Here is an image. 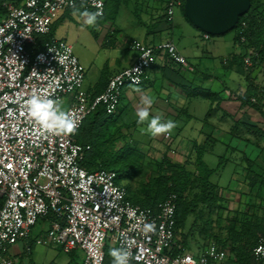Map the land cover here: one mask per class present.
I'll list each match as a JSON object with an SVG mask.
<instances>
[{"label": "built area", "instance_id": "2783aa9c", "mask_svg": "<svg viewBox=\"0 0 264 264\" xmlns=\"http://www.w3.org/2000/svg\"><path fill=\"white\" fill-rule=\"evenodd\" d=\"M0 3L5 10L0 18V264H15L9 248L27 238L39 218L48 219L49 227L35 241L59 246L65 253L81 250V264H104L108 240L116 249L131 253L130 264H223L229 252L214 241L197 254L185 250L174 255L177 196L170 195L156 209L134 204L115 170L90 171L84 166L91 147L76 138L84 120L98 107L116 112L124 87L141 85L159 55L192 68L178 45L173 40L157 44L129 40L138 53L135 61L110 76L104 91L91 96L83 88L86 70L73 46L53 37L42 44L39 37L51 33L66 9L83 6L104 16V0ZM180 5V0H168L169 19ZM204 37L212 36L204 33ZM240 39L246 41L243 34ZM255 54L248 50L246 67L253 64ZM33 94L61 106L69 95L68 106L62 108L77 121L76 132L53 134L41 128L28 112ZM147 223L155 229L146 232ZM26 247L31 250V245ZM253 255L264 264V236Z\"/></svg>", "mask_w": 264, "mask_h": 264}, {"label": "crops", "instance_id": "0c3cea01", "mask_svg": "<svg viewBox=\"0 0 264 264\" xmlns=\"http://www.w3.org/2000/svg\"><path fill=\"white\" fill-rule=\"evenodd\" d=\"M142 1L143 3L140 5L132 3L127 5L130 11L133 12L132 14L136 15V11L141 12L139 17L136 15L138 17V22L133 23L135 28H138L135 29L133 33L134 36L122 33L123 36L120 37L121 24L119 25L117 20L120 16L122 6L118 8L116 17H111L110 22L104 24L101 20H97V26H93L94 30H96L95 32L99 36H102L100 37V39L103 40L102 45L114 47L112 51H115V53L112 54V52L111 55H107L110 57L105 60L106 63L110 62L107 67V76H112L135 61L138 53L130 47L129 40L131 39H138L148 44H157L166 40H173L178 45L181 52L187 57L192 68L172 64L164 54L159 55L157 62L150 69V73H147L144 82L139 86L127 87L125 89L119 107L121 111H123L121 114L122 121L125 123H136L137 118L135 112L139 108L144 107L141 102V97L144 95L150 96L153 99V104L149 109L150 117L159 116L163 121L172 120L175 122L177 131L175 139L179 142L176 150L179 152L177 154H180L182 158L191 154L192 147L195 143H202L207 140L210 141L211 146L208 152H213L216 145L219 143L226 145V157L230 159L233 158L232 162L235 163L236 167L230 170L231 176L229 178L223 175L221 167L220 170L215 173L217 175L215 180H213L212 177L211 180L220 189L219 200H248L249 196L247 197V194L241 190H244L246 185L253 181L252 177L246 173L255 174V181H260L261 178H263L261 180L264 181V166H253L255 163L250 161L259 159L261 165H263L262 162H264V157L262 155V152H264V136L257 135H264V97L261 96L257 98L256 101H253V103L255 102L254 104L260 107L255 106L253 103H248L246 99L242 97L247 87L245 75L239 73L236 65L230 67L224 66L223 63H221V58L224 60L226 57H229L231 53L237 54L241 50H233L225 55H219L221 56L219 58L218 56L214 58L212 54H208L207 50L202 49L200 51V45L196 42L198 40L196 39L197 37L206 39L202 30L195 27L191 22V24H189L186 19H183L181 14L178 18L176 10L173 19H169L161 0ZM59 17L61 18L62 15ZM177 25L182 26L185 30V35H188V37L193 40L192 47H182V45H179L180 43L176 42L174 27ZM188 25H191V29ZM89 30L91 31V29ZM112 36L115 37L112 38ZM183 37L186 36L182 35L181 38ZM211 38L207 40H211ZM81 44L83 43L76 44L71 41L72 46ZM121 45L130 51H123L120 48ZM217 45L216 41L212 42V52L217 50L219 47ZM207 54L211 56V59L207 57ZM77 56L80 61L82 60L86 64H89L91 61V58L81 51L78 52ZM111 56H113V58H111ZM205 58H208L209 62L203 64V59ZM93 66L94 62H92V67ZM200 66L206 68L210 67V70L205 72ZM218 67H222L223 69H216ZM100 76L101 72L92 71V68L87 72L85 80L88 78L90 87L86 89V91L96 92L100 89L102 84L99 81ZM251 78L255 80L259 88L263 90L264 70L261 67V63L257 64L252 72ZM203 82L208 85L211 84V86L217 85L218 90L216 91L220 92L222 100L219 104L215 102L211 105L210 102V109L211 106L215 107V110H213L215 113L212 112V114H208L207 111L205 114L206 116L199 119L196 115H198V112L202 113L201 110L205 108L201 101L202 99L204 100V98L200 100L198 97H189L187 93L190 87L194 86L196 83L201 84ZM211 90L213 91L214 88L212 87ZM224 92H228L229 96L225 97ZM173 95L175 96L173 97ZM200 120L202 122L198 123ZM144 126L147 128V122H145ZM137 129L141 133H147L146 131H141L138 127ZM171 136L172 134H170V137ZM239 171L245 174L241 175L238 173ZM258 171L263 173L256 174ZM237 175H239L240 178H238ZM240 186H244L243 189H239ZM29 236L31 237V233ZM36 237H31L34 240L32 242H30V239L27 237L12 245V247H17L15 251L16 255L22 253L23 249H25L28 255L32 254V250L37 243L35 241ZM27 244L32 245L30 251H27ZM201 249L202 247L198 246L196 250L191 252L197 254ZM78 251L81 250H74L67 254ZM78 253L82 256L77 261V264H81L84 257L82 254L83 252ZM67 264H73V261H69ZM223 264L236 263L230 260V255H228Z\"/></svg>", "mask_w": 264, "mask_h": 264}, {"label": "trees", "instance_id": "16d2710c", "mask_svg": "<svg viewBox=\"0 0 264 264\" xmlns=\"http://www.w3.org/2000/svg\"><path fill=\"white\" fill-rule=\"evenodd\" d=\"M180 1L181 5L179 7L188 19L184 9L185 0ZM104 2L105 16L113 11V17H116L120 6L143 3L142 0H104ZM161 2L163 8L167 11L168 0H161ZM4 13V8L0 3V18ZM136 15L139 17L141 12L136 11ZM55 25L56 23L52 25L49 35L39 37V43L43 44L44 39L52 38ZM234 31V43L241 46L242 52L231 53L227 64L230 67L236 65L239 73L245 75L247 87L242 97L248 103H253L257 98L264 97V88L261 90L258 83L251 78L257 64L264 62V0H251L250 9L239 18ZM241 34L245 36L246 41L240 39ZM250 48L254 49L256 54L252 56L253 64L246 67L244 57L248 54ZM221 63H223V58H221ZM172 64L176 63L172 62ZM227 64L223 63L224 66H227ZM109 78L104 70L99 80L102 83L100 89L96 92H89V94L96 96L104 91ZM201 87H190L187 95L189 97L200 96L209 100L211 105L215 102L220 103L222 100L220 92H213L211 89L205 92ZM199 88L200 90H198ZM254 105L258 106L257 104ZM213 110H215V107L211 106L209 111ZM121 114L122 111H119V108L113 114H109L104 107H98L84 120L76 138L79 143L91 147L83 163L88 170L112 169L117 172L118 177L120 176V178L122 177L128 181L144 171L143 160L145 156L142 151L132 145V138L135 137L134 134L138 124L123 122ZM119 140H123L124 144L115 150ZM210 146L208 140L195 143L188 164L173 161L166 153L162 160L155 161L156 174L150 176L147 181L141 180L138 188H132L130 184L124 186L128 192V199L142 207L156 209L157 205L170 195L175 194L177 196L175 237L178 246L173 248L174 255L186 250L188 242L185 239L184 230L191 215L196 214L192 227L196 225L199 218L206 217L207 222L204 228L208 229L213 225L211 219L213 213L219 214L223 207L222 200H219L220 189L211 180V177L223 166V160L217 167L212 168L208 165L205 154L210 151ZM240 213L243 212L238 210L234 215L226 217L227 223L222 227V231H225L224 236L216 233L213 241L223 249L229 250V255L230 257L234 255L236 264H260L254 258L253 249L259 239L264 236V223L255 222L251 218L244 219V215ZM252 214H255V212ZM28 238L30 242L34 241L30 236ZM211 242H207L206 246ZM112 249L116 248L107 243L105 244L106 258L104 264H113V257L110 255Z\"/></svg>", "mask_w": 264, "mask_h": 264}, {"label": "rangeland", "instance_id": "374dc122", "mask_svg": "<svg viewBox=\"0 0 264 264\" xmlns=\"http://www.w3.org/2000/svg\"><path fill=\"white\" fill-rule=\"evenodd\" d=\"M176 11H177L176 15L178 18H179V15L181 14L183 16V19H186L189 22V24H191L190 21L185 17V15H183L180 7H177ZM86 13H91V12L88 9H85L83 6H78L76 8H70V9L61 11L59 16L62 15V17L61 18L58 17L56 19L57 22L56 21L54 22L56 23V25L54 27L52 37L58 40L59 39L65 40L69 42L70 44H71V41L75 42L76 44L83 43L78 46L74 45L73 47H74V52L76 55H78V52L81 51L82 53L87 54L89 58H91V61L89 64H86L84 61L81 60V63L85 67L86 74L91 68H92V71H98V72L100 71L101 73L104 71V69H106L105 73H107V67L110 64V62L106 63L105 60L110 57V56L108 57L107 55H111L112 52H113L112 54L115 53V51H112L114 47L109 46V45H106V46L102 45L103 40L100 39V37L102 36L101 35L99 36L95 32L96 30H94L93 28V26H97V24L88 25L86 23V19H87ZM132 13L133 12L130 11L127 5L122 6L121 11H120V16L117 20L118 24L119 25L121 24L120 25L121 27L120 37L123 36L122 33H126L129 36H134L133 33L135 29H138V28H135V26L133 25L134 22H138V17ZM113 15H114V12L110 11L108 15L103 16V17H98L97 20H101L102 23L107 24L108 22L111 21V17ZM133 16L135 17V19ZM188 27L191 29V25H188ZM89 29H91V31ZM174 35H175L176 42L180 43L179 44L180 46L182 45V47L183 46L192 47L193 40H191V38L188 37V35H185V30L183 29L182 26L177 25L174 27ZM182 35L186 37L181 38ZM234 36H235V31L233 30V31H229L222 35H212L211 40H207L203 38L200 39L197 37L196 39L198 40L196 42H198L200 45V51L202 49H205L207 50L208 54H212L214 58H217V56L219 58L221 57L219 55H225L229 52H232L233 50L242 51V49L240 48L241 46L239 47L238 45H235ZM113 37L115 36H112V38ZM215 41L217 42L218 44L217 46L219 47L217 48L215 52H212V42H215ZM120 48L123 51H130L126 47H123V45H121ZM208 54H207V57L211 59V56H209ZM111 58H113V56H111ZM208 58L203 59V64H206L207 62H209ZM92 62H94L93 67H92ZM228 65L229 64H227V66ZM200 67H202V69L205 72L210 70V67L209 68H206L203 66H200ZM261 67L264 70V62L261 63ZM220 68L223 69L222 67H218L216 69L221 70ZM150 69L151 68L147 70V73H150L149 72ZM197 86H202L201 88L204 89L205 92L210 90L212 87L214 88L213 92H216V90H218L217 85L211 86V84L208 85L205 82L201 84L196 83L193 87H197ZM89 87L90 86H89V82L87 78L84 82L83 88L86 90ZM127 87H135V86L127 85L124 87L121 101L123 99L124 91ZM198 90H200V88ZM224 95L225 97H228L229 93L224 92ZM68 96L69 95L66 96L65 98L66 101L62 104V107L65 109L68 106V101H67ZM174 96L175 95H173V97ZM199 97L200 96H198V99L201 100V97L200 98ZM201 101L203 102L205 108L204 110H201L202 113L198 112V115H196L197 118L199 119L204 118L206 116L205 114L207 113V111L210 112V114H212V112L215 113V111H209L210 101H208L207 99H204V100L202 99ZM119 111H121L120 108H119ZM200 122L202 121L200 120L198 123ZM137 127L140 130L141 128L146 129V126L144 125H138ZM169 133L172 134L171 137L168 136L167 133H162V134H159L158 136L153 137L148 133L139 132L138 129L136 128L135 134H134L135 137L132 138L133 139L132 145H134L135 147H137L140 151L144 153V156H145L143 160L144 171L140 175L135 177L134 179L128 180V181L124 180L122 177L120 178L119 176L117 180L118 183L123 186L130 184L132 188H138L140 186L141 180L147 181L150 176H153L154 174H156L155 161L162 160L166 153L168 156H170V158L173 161L188 164L190 155L182 158L180 154L179 155L177 154L179 153L176 150L177 144H179V142L177 139H175V135L177 133L176 127H174V129H172ZM257 135H261L262 137L264 136L262 134H257ZM123 144H124L123 140H119L118 145L115 148V150L119 149L120 146H122ZM226 153H227L226 145L219 143L216 145L213 152H208L205 155V160L208 163V165L212 168L220 165V163L223 160V166H222L221 171L226 178H229L231 176L230 170L232 168H235L236 166H235V163L232 162L233 158L232 159L227 158ZM262 153L264 157V152ZM250 161H253L255 163L253 166L255 165L264 166V162H262L263 165H261L259 159L250 160ZM238 173L241 175L245 174L242 171H239ZM262 173L263 172L258 171L256 174H262ZM246 174H249L250 177H252L253 182H250L249 184H247L246 188L241 191L246 193L247 197L249 196L248 198L249 201L248 200H222L223 207L221 208L219 214L213 213V215L211 216V219L213 220V223H212L213 225L212 227L208 229L204 228L207 222L206 217L199 218L196 225L192 227V223L196 219L195 217L196 214L191 215V217H189L188 219V222H187L188 224L186 225V228L184 230V233L186 234L185 239L188 242L186 250L194 251L196 250V247L198 246H201V247L205 246L207 242L214 240L216 233L223 234L224 236L225 231H222V227L226 225L227 223L226 217H230L234 215L236 211L238 210L240 212H243L240 214L244 215V219L251 218L255 222H259L261 224L264 223L263 221V218H264V181L261 180L263 178H261L260 181H255L254 179L255 174L253 173H246ZM237 176L238 178H240L239 175ZM216 177L217 175L215 174L212 176V179L215 180ZM243 187L240 186L239 189L240 188L243 189ZM253 212H255V214H252ZM248 213L250 214L248 215ZM48 227H49V220L46 218H39L36 225L32 229L31 237L35 238L37 234L38 235L46 234ZM107 244H109L110 246H113L109 240ZM16 249L17 247L15 246L13 247L11 246L9 248V254L13 258H15V264H67L69 261H73V264H77V261L82 256L81 254L78 253V252L82 253V251L67 254L59 246H47V245H43L40 243H36L35 247L32 250V254L30 255H28L25 252V249H23L22 253H20L19 255H16L15 253ZM230 260H233V261L235 260L234 255H231Z\"/></svg>", "mask_w": 264, "mask_h": 264}, {"label": "clouds", "instance_id": "9594fccd", "mask_svg": "<svg viewBox=\"0 0 264 264\" xmlns=\"http://www.w3.org/2000/svg\"><path fill=\"white\" fill-rule=\"evenodd\" d=\"M102 12L96 11L86 13V23L95 25L98 17ZM141 102L144 107L139 108L135 112L136 123L144 125L147 122V128H141V131H146L151 136L155 137L162 133H169L175 127V122L172 120L163 121L159 116L150 117V107L153 104V99L150 96L144 95L141 97ZM28 112L45 131L53 134H72L78 128V123L75 119L63 110L59 102L51 99H43L38 94H33L27 102ZM155 225L147 223L144 225V230L153 231ZM113 257V264H130L131 253L126 249H113L110 253Z\"/></svg>", "mask_w": 264, "mask_h": 264}, {"label": "water", "instance_id": "95a60500", "mask_svg": "<svg viewBox=\"0 0 264 264\" xmlns=\"http://www.w3.org/2000/svg\"><path fill=\"white\" fill-rule=\"evenodd\" d=\"M250 7L251 0H185L184 5L190 22L210 35L234 30Z\"/></svg>", "mask_w": 264, "mask_h": 264}]
</instances>
